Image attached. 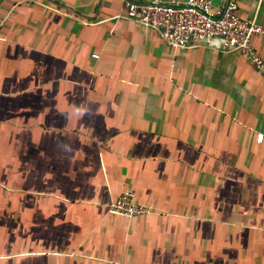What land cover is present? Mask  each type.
I'll return each instance as SVG.
<instances>
[{
	"label": "crops",
	"instance_id": "obj_1",
	"mask_svg": "<svg viewBox=\"0 0 264 264\" xmlns=\"http://www.w3.org/2000/svg\"><path fill=\"white\" fill-rule=\"evenodd\" d=\"M122 2L0 0V264H264V77Z\"/></svg>",
	"mask_w": 264,
	"mask_h": 264
},
{
	"label": "built area",
	"instance_id": "obj_2",
	"mask_svg": "<svg viewBox=\"0 0 264 264\" xmlns=\"http://www.w3.org/2000/svg\"><path fill=\"white\" fill-rule=\"evenodd\" d=\"M238 0H185L182 3L160 0H123L125 17L155 30L173 50H185L194 42L222 40V48L237 51L253 69L264 77L263 62L250 47V39H264V27L237 16ZM96 58L95 55L92 56ZM262 140L256 136V142ZM112 213L124 217L148 214L145 207L133 202V192L125 190L110 205Z\"/></svg>",
	"mask_w": 264,
	"mask_h": 264
},
{
	"label": "water",
	"instance_id": "obj_3",
	"mask_svg": "<svg viewBox=\"0 0 264 264\" xmlns=\"http://www.w3.org/2000/svg\"><path fill=\"white\" fill-rule=\"evenodd\" d=\"M214 40H218L220 43H222V40L219 38H212V39H209L207 42L201 41V43L202 44H209L210 42H213Z\"/></svg>",
	"mask_w": 264,
	"mask_h": 264
}]
</instances>
